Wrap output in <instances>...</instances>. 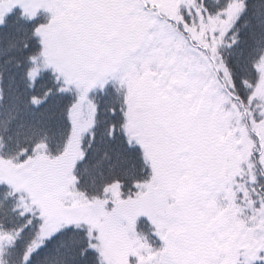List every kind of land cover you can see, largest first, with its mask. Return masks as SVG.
Instances as JSON below:
<instances>
[{
    "label": "snow or ice",
    "instance_id": "snow-or-ice-1",
    "mask_svg": "<svg viewBox=\"0 0 264 264\" xmlns=\"http://www.w3.org/2000/svg\"><path fill=\"white\" fill-rule=\"evenodd\" d=\"M0 264H264V0H0Z\"/></svg>",
    "mask_w": 264,
    "mask_h": 264
}]
</instances>
